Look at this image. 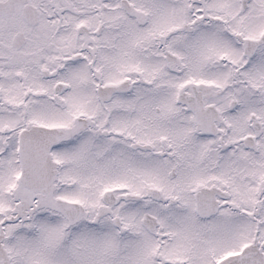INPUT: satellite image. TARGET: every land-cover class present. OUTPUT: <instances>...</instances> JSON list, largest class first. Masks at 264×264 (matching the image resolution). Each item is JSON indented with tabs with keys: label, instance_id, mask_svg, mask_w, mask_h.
Masks as SVG:
<instances>
[{
	"label": "snow or ice",
	"instance_id": "snow-or-ice-1",
	"mask_svg": "<svg viewBox=\"0 0 264 264\" xmlns=\"http://www.w3.org/2000/svg\"><path fill=\"white\" fill-rule=\"evenodd\" d=\"M0 264H264V0H0Z\"/></svg>",
	"mask_w": 264,
	"mask_h": 264
}]
</instances>
